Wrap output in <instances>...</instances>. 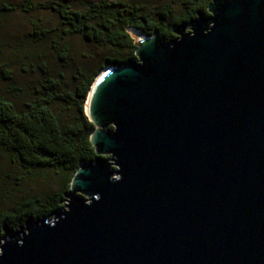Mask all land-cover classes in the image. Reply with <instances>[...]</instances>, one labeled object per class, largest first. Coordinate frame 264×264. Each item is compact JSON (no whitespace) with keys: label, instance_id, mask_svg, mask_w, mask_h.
<instances>
[{"label":"water","instance_id":"1","mask_svg":"<svg viewBox=\"0 0 264 264\" xmlns=\"http://www.w3.org/2000/svg\"><path fill=\"white\" fill-rule=\"evenodd\" d=\"M94 80L96 158L0 264H264V0H212ZM112 127V129H110Z\"/></svg>","mask_w":264,"mask_h":264},{"label":"trees","instance_id":"2","mask_svg":"<svg viewBox=\"0 0 264 264\" xmlns=\"http://www.w3.org/2000/svg\"><path fill=\"white\" fill-rule=\"evenodd\" d=\"M19 1L12 5L0 0V20L16 10L29 15L47 12L56 18L57 29L32 20L21 45H6L11 58L5 61L7 49H0V240L6 231H18L27 221L50 217L62 209L76 170L81 163L96 158L90 141L94 125L85 114V102L103 68L137 61L131 32H156L164 41L173 40V28L196 18L197 12L208 15L212 0H179L174 7L155 10L137 0ZM72 37L108 50L109 54L93 68H75L70 90H65L63 75L51 72L44 51L50 46L61 67L67 68L72 61ZM14 59L25 63L30 72L36 71V85L27 86L14 79ZM60 110L70 113L67 120L61 117ZM46 172L60 178L57 190L49 194L25 190L26 182Z\"/></svg>","mask_w":264,"mask_h":264},{"label":"rangeland","instance_id":"3","mask_svg":"<svg viewBox=\"0 0 264 264\" xmlns=\"http://www.w3.org/2000/svg\"><path fill=\"white\" fill-rule=\"evenodd\" d=\"M12 5H17L19 0H8ZM45 1V0H43ZM78 3H85L91 0H75ZM139 3L143 4L148 9H163L165 6L176 5L179 0H137ZM175 1V3H174ZM177 2V3H176ZM174 11V10H173ZM178 13V11L174 12ZM32 20H40L46 28L57 29V20L56 18L47 12H38L35 14H25L21 11H14L8 18L4 21L0 20V49L6 50V45L14 44L17 42L18 45H21L24 42V37L30 31V22ZM131 34H135L131 32ZM71 44V58L72 61L68 63L67 68L61 67V63H59L56 59L54 51L50 49V46L45 47L44 55L45 61L51 72L56 74L63 75V83L65 90H70L71 86V74L77 67H85L90 66L93 68L97 62L103 57H106L109 54L108 50L102 49L96 45L85 43L77 37L70 38ZM5 61L6 58H11V54L7 49L4 52ZM11 70L13 73L14 79L23 83L27 86L36 85L38 75L36 71L30 72L25 63L20 64L16 59L11 62ZM22 68H26V71L23 72ZM60 115L64 120H67L66 117L70 115L67 111H61ZM61 186V180L58 176L46 172V174L42 177H38L36 180H31L26 182L24 188L27 192L31 193H44L49 194L55 190H57Z\"/></svg>","mask_w":264,"mask_h":264},{"label":"bare ground","instance_id":"4","mask_svg":"<svg viewBox=\"0 0 264 264\" xmlns=\"http://www.w3.org/2000/svg\"><path fill=\"white\" fill-rule=\"evenodd\" d=\"M136 34V32H134Z\"/></svg>","mask_w":264,"mask_h":264}]
</instances>
